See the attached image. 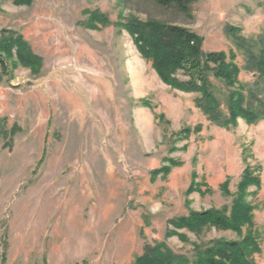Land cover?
<instances>
[{
    "label": "rangeland",
    "instance_id": "obj_1",
    "mask_svg": "<svg viewBox=\"0 0 264 264\" xmlns=\"http://www.w3.org/2000/svg\"><path fill=\"white\" fill-rule=\"evenodd\" d=\"M95 12L109 24L87 26ZM134 17L195 31L205 51L235 54L242 84L255 80L239 43L264 33V0H198L192 18L152 0H0V32L21 33L42 58L26 67L14 49L0 72V120L18 129L0 136V264H134L161 242L193 260L195 242L241 235L170 234V221L239 197L264 264V119L208 121L197 93L164 83L141 55L123 26ZM248 171L259 183L242 186Z\"/></svg>",
    "mask_w": 264,
    "mask_h": 264
},
{
    "label": "trees",
    "instance_id": "obj_2",
    "mask_svg": "<svg viewBox=\"0 0 264 264\" xmlns=\"http://www.w3.org/2000/svg\"><path fill=\"white\" fill-rule=\"evenodd\" d=\"M32 0H14L17 4H30ZM163 8H170L192 18L193 7L198 0H152ZM109 24L105 15L93 13L87 26L96 27ZM134 38L141 55L150 60L160 79L174 89L197 93L196 106L212 124L221 127L236 126L238 119L254 124L264 119V33L258 39H241L240 49L245 54L246 71L256 74L255 80L242 84L239 80L241 67L235 62V54L224 51H205L203 37L195 31L181 25L148 19L142 21L130 18L124 25ZM16 57L26 67L40 66L42 58L32 50L24 36L14 30L0 32V72L8 74L9 58ZM222 84L226 90V109L216 94V84ZM5 120H0V136L16 134L17 127L9 132L5 129ZM200 125L196 128L199 130ZM190 132V130L188 129ZM12 136L10 138H12ZM164 170V171H163ZM170 172L164 167L154 173ZM243 185L259 183L258 176L251 172L245 175ZM244 195V190L241 191ZM231 209H209L202 212H190L187 216L170 221L175 234L177 229L187 228L200 235L212 227L234 230L241 235L239 240L214 239L209 242L194 243V259L176 254L164 243L147 245L144 254L134 264H255L254 254L259 251L257 237L253 230L252 207L246 201L237 198ZM247 226L244 233L243 227ZM180 238L187 240L185 234Z\"/></svg>",
    "mask_w": 264,
    "mask_h": 264
}]
</instances>
